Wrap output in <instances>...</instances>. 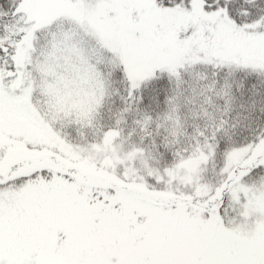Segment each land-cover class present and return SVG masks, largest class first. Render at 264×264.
<instances>
[{
	"label": "snow or ice",
	"instance_id": "1",
	"mask_svg": "<svg viewBox=\"0 0 264 264\" xmlns=\"http://www.w3.org/2000/svg\"><path fill=\"white\" fill-rule=\"evenodd\" d=\"M0 264H264V0H0Z\"/></svg>",
	"mask_w": 264,
	"mask_h": 264
}]
</instances>
